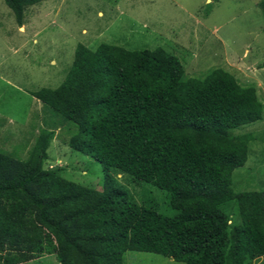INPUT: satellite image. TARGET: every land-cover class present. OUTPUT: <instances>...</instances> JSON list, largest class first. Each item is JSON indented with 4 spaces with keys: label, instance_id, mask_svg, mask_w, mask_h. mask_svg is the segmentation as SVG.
Masks as SVG:
<instances>
[{
    "label": "trees",
    "instance_id": "trees-1",
    "mask_svg": "<svg viewBox=\"0 0 264 264\" xmlns=\"http://www.w3.org/2000/svg\"><path fill=\"white\" fill-rule=\"evenodd\" d=\"M43 1L5 0L20 27ZM32 94L76 126L68 143L102 164L103 189L46 167L53 129L40 132L28 160L0 151V264L46 253L59 264H124L127 251L186 264L264 262V190L233 188L254 138L233 130L264 114L255 85L221 67L188 76L162 47L102 43L78 45L62 84ZM120 173L166 191L177 213L130 198Z\"/></svg>",
    "mask_w": 264,
    "mask_h": 264
},
{
    "label": "rangeland",
    "instance_id": "rangeland-1",
    "mask_svg": "<svg viewBox=\"0 0 264 264\" xmlns=\"http://www.w3.org/2000/svg\"><path fill=\"white\" fill-rule=\"evenodd\" d=\"M261 0H45L28 6L23 26L0 0V151L28 160L41 131L53 129L46 162L85 186L103 189V166L68 143L76 126L33 96L57 88L70 70L78 45L102 43L130 50L162 47L176 55L188 76L204 78L214 68L255 85L264 102V12ZM252 133L246 164L233 172L235 191L264 190L263 118L239 126ZM130 198L154 201L163 214L177 213L168 193L151 183L117 175ZM21 264H59L46 253ZM124 264H186L161 254L127 251Z\"/></svg>",
    "mask_w": 264,
    "mask_h": 264
},
{
    "label": "crops",
    "instance_id": "crops-1",
    "mask_svg": "<svg viewBox=\"0 0 264 264\" xmlns=\"http://www.w3.org/2000/svg\"><path fill=\"white\" fill-rule=\"evenodd\" d=\"M36 98V97H35ZM56 168V167H55ZM262 259L263 258H261L260 260H257L256 262H255V264H264V262H262Z\"/></svg>",
    "mask_w": 264,
    "mask_h": 264
}]
</instances>
